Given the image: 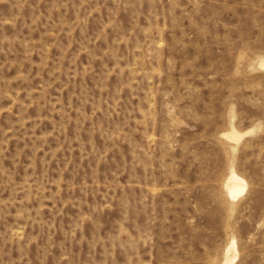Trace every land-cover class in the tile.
<instances>
[{
    "label": "rangeland",
    "instance_id": "rangeland-1",
    "mask_svg": "<svg viewBox=\"0 0 264 264\" xmlns=\"http://www.w3.org/2000/svg\"><path fill=\"white\" fill-rule=\"evenodd\" d=\"M262 62L264 0H0V264H264Z\"/></svg>",
    "mask_w": 264,
    "mask_h": 264
},
{
    "label": "bare ground",
    "instance_id": "bare-ground-1",
    "mask_svg": "<svg viewBox=\"0 0 264 264\" xmlns=\"http://www.w3.org/2000/svg\"><path fill=\"white\" fill-rule=\"evenodd\" d=\"M229 135L234 139H238L242 134L239 133L237 130H233L229 133ZM226 185L229 189L230 194L233 197H236L240 193H242L247 187V180L241 175H239L235 170H233L226 182ZM237 255H238V250L236 247V242L235 240H232L231 244L227 248L226 258H225L226 260L224 264H230L231 262H233L237 258Z\"/></svg>",
    "mask_w": 264,
    "mask_h": 264
}]
</instances>
